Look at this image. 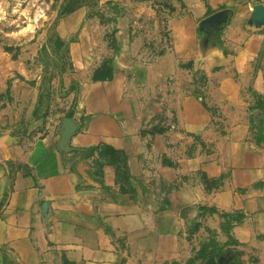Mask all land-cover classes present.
<instances>
[{
    "label": "crops",
    "instance_id": "0c3cea01",
    "mask_svg": "<svg viewBox=\"0 0 264 264\" xmlns=\"http://www.w3.org/2000/svg\"><path fill=\"white\" fill-rule=\"evenodd\" d=\"M180 1L152 65L133 61L132 16L86 21L79 7L60 23L79 78L66 112L0 134V264H264V116L250 123L264 101V22L250 19L264 0ZM189 64L199 95L176 80ZM64 118L77 130L62 151Z\"/></svg>",
    "mask_w": 264,
    "mask_h": 264
},
{
    "label": "rangeland",
    "instance_id": "374dc122",
    "mask_svg": "<svg viewBox=\"0 0 264 264\" xmlns=\"http://www.w3.org/2000/svg\"><path fill=\"white\" fill-rule=\"evenodd\" d=\"M137 6L141 8L134 13ZM79 7H86V21L97 17L101 22L112 23L124 15L137 19L142 25L138 34L144 46L142 54L133 61L152 65L156 59L154 54L170 48L166 24L184 9V4L180 0H129L124 3L113 0H0V134H21L31 121L40 118V122L45 121L60 110L66 112L72 105L75 88L69 83L77 84L79 75L74 72L68 42L60 37L58 27ZM157 26L160 41L155 40L153 44L152 33ZM188 69V74L181 72L176 80L179 77L191 80L188 91L199 95L205 76L192 72L190 64ZM131 72L128 77L142 75L145 79L151 76L147 71L138 74L135 68ZM173 79L166 76L162 81L168 87ZM256 110L261 112L258 120ZM209 111L216 116V109L210 106ZM263 116L260 109H250V123H260ZM156 120L148 130L149 135L159 132L160 124ZM197 145L199 141L195 138L192 147L184 153L191 156Z\"/></svg>",
    "mask_w": 264,
    "mask_h": 264
},
{
    "label": "water",
    "instance_id": "95a60500",
    "mask_svg": "<svg viewBox=\"0 0 264 264\" xmlns=\"http://www.w3.org/2000/svg\"><path fill=\"white\" fill-rule=\"evenodd\" d=\"M221 19H222V14L215 13L204 19L202 22H200L199 24L200 28H203L207 25L216 27V25L221 21ZM250 20L252 23L264 22V5H256L253 7V13ZM60 130H61V138L58 142V147L60 150L63 151V150H67L65 144L70 139V137L76 132L77 126L71 119L64 118L61 121ZM205 264H229V260L224 257H221L218 260H215L214 258H209Z\"/></svg>",
    "mask_w": 264,
    "mask_h": 264
},
{
    "label": "trees",
    "instance_id": "16d2710c",
    "mask_svg": "<svg viewBox=\"0 0 264 264\" xmlns=\"http://www.w3.org/2000/svg\"><path fill=\"white\" fill-rule=\"evenodd\" d=\"M253 109H260L264 113V101L260 100V98H257L256 103L252 106L251 110ZM98 152L101 156L107 158L108 165H114V157L109 153L108 150L100 149ZM98 175H101V173L98 172Z\"/></svg>",
    "mask_w": 264,
    "mask_h": 264
}]
</instances>
